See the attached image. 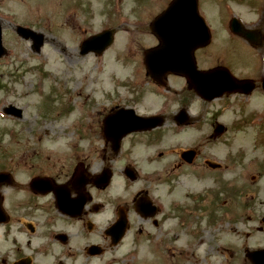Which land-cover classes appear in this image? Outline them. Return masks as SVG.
<instances>
[{
    "label": "flooded vegetation",
    "instance_id": "af4514ba",
    "mask_svg": "<svg viewBox=\"0 0 264 264\" xmlns=\"http://www.w3.org/2000/svg\"><path fill=\"white\" fill-rule=\"evenodd\" d=\"M171 1L159 0L158 3L163 10ZM206 3L209 7L208 0H197L199 11H208ZM244 3L251 5L249 0ZM234 17L231 14L222 23L215 22L212 41L196 49L195 56L200 69H219L214 77H218L222 85L217 89L241 90L226 92L217 99L238 95L250 101L255 92L261 90L264 94L261 61L264 29L243 26L258 31L259 39L252 41L236 33L242 23ZM137 24V37L145 42H140L142 52L137 56L143 59L147 47L156 45L158 38L150 30L149 20ZM236 39L245 50V54L238 53L237 59L228 53H235L232 48ZM211 47L207 54L214 62L205 63V51ZM256 57L255 74H244L237 69L247 67L248 72L254 71ZM142 81L136 93H130L126 100L97 108L100 117L95 125L98 128L92 130L101 141L100 147L89 149L84 155H73L69 162L60 161L56 152L62 150L45 147L44 140L35 133L28 134L35 137L33 147L26 143L21 150L3 149L0 141V264H121L120 261L138 264L136 254L142 246H129L136 250L132 258L125 254L122 245L131 229L136 233L137 244L144 235L142 226L134 228V220L148 221L154 228L149 237L150 248L154 253L165 251V261L161 263L201 264V257L189 261L184 248L193 249L202 243L203 230L199 226L204 225L205 220L212 235L214 221L221 211L218 187L225 169L210 163L213 159L205 158L201 148L205 142L200 136L201 147L187 148L192 152L185 159L181 152L177 153L174 158L177 160L169 161L163 167H154L152 152L167 147L173 135H180L193 126L200 129L207 102L180 75L168 74L163 86H158L145 74ZM251 86H254L252 91ZM155 90L163 94L162 100L159 99L163 104L158 108L163 111L145 109L144 103L150 101ZM230 106L224 109L232 108ZM121 107L133 108L141 115L163 113L164 123L149 131L127 135L117 148L108 139L103 125L105 118ZM215 141L212 146H219ZM106 171L111 174L109 183L100 179ZM183 175H186L185 180L189 175L193 176L194 182H185ZM204 176L211 178L209 184L204 182ZM230 197L224 198V205L233 200ZM172 219L177 220V224L168 223L164 230L160 229ZM123 226L127 229L121 237ZM152 264H157L155 259ZM206 264L218 263L214 260Z\"/></svg>",
    "mask_w": 264,
    "mask_h": 264
},
{
    "label": "rangeland",
    "instance_id": "374dc122",
    "mask_svg": "<svg viewBox=\"0 0 264 264\" xmlns=\"http://www.w3.org/2000/svg\"><path fill=\"white\" fill-rule=\"evenodd\" d=\"M208 1L209 7L206 3L208 11L204 12L211 24L213 20L217 24L222 23L232 14V10H236L244 16L246 21L247 19L250 21L251 27L264 29V0H249L251 5L245 4V0ZM229 1L233 5H230ZM138 2H140L139 7ZM158 2L159 0H0V16L5 32L4 46L7 49V55L1 58L2 62L0 61V109L12 103L23 108L26 113L25 119L16 122H12L15 120H11L10 117H0L2 148L21 150L26 143L29 147H33L35 137L28 134L35 133L46 141L48 148L63 149L60 153L55 151L62 162L64 159L69 162V158L73 155H84L89 149H98L100 141L95 140V133L90 136L88 133L90 130L87 129V134L84 131V124L87 125L86 128L89 126V122L86 124L84 121L87 118L86 110L89 112L91 108V105H86L90 101V93L93 92L95 101H101L104 99L105 90L113 94L115 90L121 92L125 90L122 86L124 81L122 79L132 77L139 63L137 60L133 63L131 60L124 61L123 59L124 55L129 57L130 39L128 35H131L130 30L138 25V17L150 20L155 14L162 12V5ZM113 5L117 11L111 15L110 10ZM113 18L118 19L112 22ZM120 22L122 23L115 27L114 47L108 48L100 58L93 54H80V44L85 38L102 28L117 26ZM131 22L134 25H130ZM14 23L31 27L43 34L40 50L34 49L31 40L20 39L16 36ZM239 43L237 39L234 41L232 51L235 53L228 52L229 56L235 59L238 53L245 54V50L240 47ZM132 49L138 54L142 52L138 42ZM210 49L212 47L205 51L207 55L205 63L214 62L207 54ZM134 57L138 58L137 55ZM257 66L256 57L254 71L249 70L248 72L247 67H237V69L244 74H255ZM106 70L108 73H105ZM36 86L42 92L39 97L34 92ZM53 86L58 90L61 88L62 91L70 92L65 95L70 103V109L65 114L59 115V108L67 104L66 101L60 102L61 96L58 99L52 96V101L47 100L48 95L53 94L49 91ZM27 91H29L28 96ZM250 98L249 101L233 95L230 98L226 96L208 105L205 104L207 110L205 108L203 110L204 118L202 116L203 123L200 129L193 127L172 137L173 145L177 142L181 144L177 147L178 149L200 146L198 138L203 137L205 143L200 147L205 153V158L219 161L221 168L225 169L223 173L228 181V183H220L218 187L221 195L219 214L222 215L219 219V214L216 216L212 235L209 234L205 220L204 225L199 226L203 230L202 243H196L197 246L193 249L184 248L188 252L189 261L198 260L201 257L203 258L201 264L214 260L218 264H251L246 260L245 251L258 246L264 247V164L255 163L256 159L264 160V125L261 124L264 123V94L259 90ZM39 102H42V109L43 105L52 106V113L42 114L39 110L37 111L41 109ZM150 102L144 103L146 104L145 109L150 111L161 105L159 100L152 101V104ZM227 104L232 108L224 109L228 106ZM260 118L262 121L259 120ZM240 121L243 124H239ZM93 123L95 129V118L91 125ZM257 123H260L261 127ZM218 126H223L224 129L222 127L221 134L213 138L212 134ZM8 130L14 132V135L9 137L5 134ZM258 134L259 136L262 134L260 141L262 145L260 146L256 145ZM214 140L219 146H212ZM239 150L246 153L242 156V165L230 166L234 158L237 156H239L238 159L240 158ZM175 157L166 151L164 156L154 160L159 164L153 165L156 168L164 166L167 162L175 160ZM251 160L254 164L248 166ZM235 173L240 174L242 181L240 182L242 190L238 195L232 186L236 185L233 176ZM204 179L207 181L208 178ZM199 181L200 177L197 182ZM228 196H231L233 200H229L228 204L224 205L222 197L228 198ZM225 210L229 212H224ZM233 210L236 215L232 214ZM168 223L175 225L177 221L172 219L160 229L164 230ZM133 226L134 228L142 226L148 237L155 231L149 226L148 221L134 220ZM137 240L136 236L129 235L123 244L124 246L139 245L135 243ZM146 244H149V241ZM138 250L139 262L145 260V257L141 258V256H151V248L141 247ZM164 252V250L161 251L162 255ZM161 258L164 259L161 255L155 259L157 264H161ZM120 263L124 264L122 261Z\"/></svg>",
    "mask_w": 264,
    "mask_h": 264
},
{
    "label": "water",
    "instance_id": "95a60500",
    "mask_svg": "<svg viewBox=\"0 0 264 264\" xmlns=\"http://www.w3.org/2000/svg\"><path fill=\"white\" fill-rule=\"evenodd\" d=\"M170 12L172 11L171 9L169 10ZM169 19V17H168ZM175 20V19H173ZM169 21V20H168ZM19 32L22 33L23 35H25L26 37H28L29 35H34L36 38L38 37V35L32 33V31H28L24 28H18ZM162 37V45L160 48H158L157 51L154 52L153 55H162V56H165L166 53H168L169 51H174L172 54L174 53H182L181 49L184 47V44L180 43L179 41H175V42H172L174 43L177 47H179L180 49H172L169 45H167V42H166V34L164 32V36H161ZM39 39V38H38ZM95 39H89L85 42L84 45L86 46H91L90 43H93ZM39 45H41L42 43V40H38L36 42ZM108 44V42H104L102 44V48L105 47L106 45ZM205 43H202L201 45H203ZM200 45V43H199ZM195 47V46H194ZM89 49V48H88ZM3 51V48L1 46V31H0V53ZM88 50H84V52H86ZM181 58L179 56H175V57H172V58H168V59H154V60H147L146 64H147V67L149 70H159V69H162L163 72H167V71H174V72H179V71H182V72H185L184 70V65L182 63H184V60H180Z\"/></svg>",
    "mask_w": 264,
    "mask_h": 264
}]
</instances>
